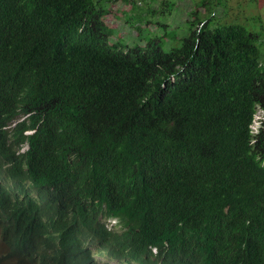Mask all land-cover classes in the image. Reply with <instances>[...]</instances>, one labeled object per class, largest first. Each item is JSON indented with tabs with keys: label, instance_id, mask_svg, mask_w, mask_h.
<instances>
[{
	"label": "trees",
	"instance_id": "1",
	"mask_svg": "<svg viewBox=\"0 0 264 264\" xmlns=\"http://www.w3.org/2000/svg\"><path fill=\"white\" fill-rule=\"evenodd\" d=\"M116 1L0 0V129L20 115L33 127L44 119L31 139L35 180L59 202L83 209L85 191L137 198L128 181L148 172L142 193L168 187L174 225L195 216L205 240L199 227L218 224L216 244L264 264V120L252 131L264 114V41L215 20L221 0H201L181 45L165 51L136 26L152 11L142 16L137 0H125L139 39L111 42L105 18ZM27 126L17 123L14 136ZM10 263L51 264L5 249L0 264Z\"/></svg>",
	"mask_w": 264,
	"mask_h": 264
},
{
	"label": "clouds",
	"instance_id": "2",
	"mask_svg": "<svg viewBox=\"0 0 264 264\" xmlns=\"http://www.w3.org/2000/svg\"><path fill=\"white\" fill-rule=\"evenodd\" d=\"M263 115L255 132L252 126L253 134L261 128ZM29 116L20 115L0 129V239L11 257L26 262L46 257L51 264H252L243 247L216 244L222 237L220 225L204 222L199 227L215 243L195 233V216L174 225L179 220L170 208L174 193L166 195L168 187L162 194L142 193L150 181L148 172L128 181L137 198L128 191L115 197L109 191H85L79 192L83 209L59 202L58 191L48 193L47 184L35 180L38 153L31 139L44 119L33 127ZM22 121L27 129L14 136ZM213 229L215 236L209 234Z\"/></svg>",
	"mask_w": 264,
	"mask_h": 264
},
{
	"label": "rangeland",
	"instance_id": "3",
	"mask_svg": "<svg viewBox=\"0 0 264 264\" xmlns=\"http://www.w3.org/2000/svg\"><path fill=\"white\" fill-rule=\"evenodd\" d=\"M124 1L117 0L110 4L111 13L105 18V22L115 29L111 42L132 46L138 42L140 32L129 20L134 14L132 5L126 4ZM164 1L166 0H137L140 9L137 13L144 16L145 14L149 15V11H152L149 20L154 23L141 22L136 26H139L140 30L145 33L150 32L149 37L158 38L157 44L165 51H170L172 48L179 47L182 39L188 35L190 12L197 9L201 0H170L167 7L162 6ZM153 11L156 13L154 14ZM214 12L215 20L220 21L221 24L243 26L248 31L258 33L260 42L264 41V0H221V5H218ZM208 13L206 9L201 8L200 14L197 16L203 19L209 18L210 14ZM145 43L146 41L143 42V44ZM261 50L264 51L262 47ZM262 115L263 112L259 109L253 123L254 132L256 122ZM4 245L0 239V254L4 252Z\"/></svg>",
	"mask_w": 264,
	"mask_h": 264
}]
</instances>
